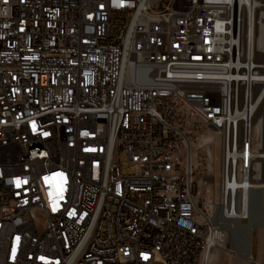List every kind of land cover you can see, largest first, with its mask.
<instances>
[{"label":"built area","instance_id":"built-area-1","mask_svg":"<svg viewBox=\"0 0 264 264\" xmlns=\"http://www.w3.org/2000/svg\"><path fill=\"white\" fill-rule=\"evenodd\" d=\"M261 1L0 0V264H210L264 144Z\"/></svg>","mask_w":264,"mask_h":264},{"label":"bare ground","instance_id":"bare-ground-1","mask_svg":"<svg viewBox=\"0 0 264 264\" xmlns=\"http://www.w3.org/2000/svg\"><path fill=\"white\" fill-rule=\"evenodd\" d=\"M261 5H259L258 10L256 13V24H258V21L260 22V26L262 32H261V40L264 37V2H260ZM261 14V16H260ZM260 16V18H259ZM261 20V21H260ZM258 47L260 49H264V42H258ZM263 149L260 150L259 147L254 148L253 151V159H252V167L253 169L248 172V183L246 184L245 188V205L243 208H241L240 211H237L235 214L228 213V217L230 220H227L224 222L225 225V236L223 239V242L219 245L217 249H223L226 246V243L231 242V238L236 235L239 237L241 234H245L252 229L253 224V197L254 193L256 191L261 192L262 195V202H263V208H264V144L262 145ZM254 170V171H253ZM222 220V219H221ZM216 249V250H217ZM250 255H252V247L250 254L248 256H245L246 258H250ZM213 253L210 257V262L212 261ZM264 259V258H263ZM263 259L258 261V264L263 262ZM249 262V261H248Z\"/></svg>","mask_w":264,"mask_h":264},{"label":"rangeland","instance_id":"rangeland-1","mask_svg":"<svg viewBox=\"0 0 264 264\" xmlns=\"http://www.w3.org/2000/svg\"><path fill=\"white\" fill-rule=\"evenodd\" d=\"M126 159H122V169L128 172ZM252 255L246 258L235 249L238 236L234 235L223 249L213 252L210 264H258L264 258V208L261 192L256 191L253 197ZM249 261V262H248Z\"/></svg>","mask_w":264,"mask_h":264},{"label":"water","instance_id":"water-1","mask_svg":"<svg viewBox=\"0 0 264 264\" xmlns=\"http://www.w3.org/2000/svg\"><path fill=\"white\" fill-rule=\"evenodd\" d=\"M254 231H249L245 234L239 235L236 240L235 249L242 255L248 256L252 247V233Z\"/></svg>","mask_w":264,"mask_h":264},{"label":"snow or ice","instance_id":"snow-or-ice-1","mask_svg":"<svg viewBox=\"0 0 264 264\" xmlns=\"http://www.w3.org/2000/svg\"><path fill=\"white\" fill-rule=\"evenodd\" d=\"M44 135H47V133H44ZM20 183H21V181L17 179V180H16V184H17V186H19ZM53 210H55V208H54Z\"/></svg>","mask_w":264,"mask_h":264}]
</instances>
